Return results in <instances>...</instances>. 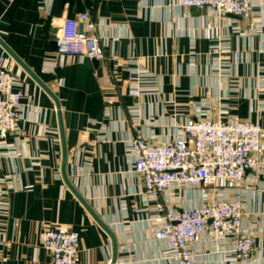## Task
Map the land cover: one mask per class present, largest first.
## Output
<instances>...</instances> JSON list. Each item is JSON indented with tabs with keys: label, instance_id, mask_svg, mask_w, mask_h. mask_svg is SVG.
I'll return each instance as SVG.
<instances>
[{
	"label": "crops",
	"instance_id": "crops-1",
	"mask_svg": "<svg viewBox=\"0 0 264 264\" xmlns=\"http://www.w3.org/2000/svg\"><path fill=\"white\" fill-rule=\"evenodd\" d=\"M82 11L105 18L97 29L105 53L102 72L81 57H66L52 70L50 56L58 57L53 31L58 33L63 18ZM226 36L231 75L219 77L212 72L210 51ZM0 37L58 97L64 130L63 143L55 99L0 43V62L24 83L20 132L0 146V172L12 184L10 211L0 215V264H52L41 238L53 227L80 232L77 264L112 263L111 235L65 175L114 232V264H177L163 256L164 244L147 220L151 213L140 209V177L127 153L133 134L129 110L140 114L139 132L154 131L158 140L173 139L176 123L192 116L203 100L210 101L215 115L226 107L264 126V89L257 78L264 66V9L245 20L185 8L181 0H0ZM135 58L158 76L159 95L130 94L127 80ZM259 156L264 163V141ZM238 187L250 212L244 224L256 239L252 263L264 264V166ZM197 259L222 264L218 254Z\"/></svg>",
	"mask_w": 264,
	"mask_h": 264
},
{
	"label": "built area",
	"instance_id": "built-area-1",
	"mask_svg": "<svg viewBox=\"0 0 264 264\" xmlns=\"http://www.w3.org/2000/svg\"><path fill=\"white\" fill-rule=\"evenodd\" d=\"M181 5L249 19L264 9V0H181ZM101 20L105 18H93L86 11L62 19L55 38L58 57L50 56L48 61L52 70L66 57L105 59L97 33ZM230 52L228 36L210 51L212 72L219 77L231 75ZM190 59L196 61L194 49ZM133 60L137 65L127 80L130 94L159 95L158 76L141 64V58ZM112 71L110 77L117 84ZM257 78L264 89L263 65ZM23 85L13 68L0 62V146L6 144L7 137L20 132ZM221 111L215 115L210 101L203 100L194 106L192 116L176 123L173 139L158 140L154 131L148 135L139 132L140 114L129 110L133 134L127 153L133 172L140 177L138 193L144 202L140 209L151 213L147 220L154 237L164 244L163 256L177 264H199L197 256L201 254H218L222 264H253L256 239L244 224L250 212L238 186L249 173L264 166L259 156L264 126L230 114L226 107ZM11 187L10 178L0 172V215L10 211ZM196 199L201 203L192 202ZM203 240L206 247L200 245ZM41 244L50 253L52 264H77L81 234L53 227L43 233Z\"/></svg>",
	"mask_w": 264,
	"mask_h": 264
},
{
	"label": "water",
	"instance_id": "water-1",
	"mask_svg": "<svg viewBox=\"0 0 264 264\" xmlns=\"http://www.w3.org/2000/svg\"><path fill=\"white\" fill-rule=\"evenodd\" d=\"M236 18H243L245 20H247V18L245 17H240V16H236V15H232ZM82 29V26H81ZM56 29L53 31V34L51 36V45H52V50L56 51L57 50V45H56ZM0 43L2 44V46L10 53V55L42 86L44 87L51 95L52 97L55 99L56 104H57V109H58V114L60 117V129H61V137L64 143V130H63V125H62V116H61V108H60V102L58 97L53 93V91L45 84V82L41 79V77L34 72L26 63L23 59H21V57L0 37ZM84 62L91 67L92 69L96 70L99 74L102 72V62L100 59L95 58V57H89L86 56L84 57ZM112 65V64H111ZM64 155H65V144H64ZM65 180L67 181V183L70 185V187L75 191V193L77 194V196L83 201V203L86 205V207L89 209V211L93 214V216L95 217V219L104 227V229L111 235L113 242H114V246H115V251H114V256H113V260L111 264H114L116 262L117 259V246H116V238H115V234L112 231V229L106 225L104 223V221L99 217V215L94 211V209L89 205V203L83 198V196L78 192V190L74 187V185L71 183V181L66 177V175L64 176Z\"/></svg>",
	"mask_w": 264,
	"mask_h": 264
}]
</instances>
